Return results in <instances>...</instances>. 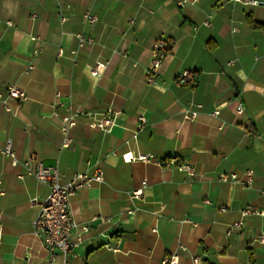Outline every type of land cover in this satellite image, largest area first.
<instances>
[{
    "label": "crops",
    "instance_id": "1",
    "mask_svg": "<svg viewBox=\"0 0 264 264\" xmlns=\"http://www.w3.org/2000/svg\"><path fill=\"white\" fill-rule=\"evenodd\" d=\"M250 19L264 25V0H0V264L48 258L33 220L49 187L25 165L32 156L63 180L103 177L71 196L73 218L88 231L74 252L56 251L52 264H161L173 254L179 264H264V246L254 241L264 216L241 215L264 211V29ZM78 34L91 43L80 48ZM158 40L168 51L148 84ZM96 63L104 64L99 76L90 73ZM183 71L186 84L177 78ZM8 84L26 99L6 97ZM67 106L81 114L71 145L61 148ZM186 109L196 119L184 120ZM108 110L115 115L109 133L89 126L88 113ZM6 140L16 166L2 154ZM141 154L176 158L195 173L124 161ZM246 170L253 172L249 188L219 179ZM236 221L241 229L227 235Z\"/></svg>",
    "mask_w": 264,
    "mask_h": 264
},
{
    "label": "built area",
    "instance_id": "2",
    "mask_svg": "<svg viewBox=\"0 0 264 264\" xmlns=\"http://www.w3.org/2000/svg\"><path fill=\"white\" fill-rule=\"evenodd\" d=\"M256 3V2H255ZM84 19L87 23L93 25L97 22V16L86 12L84 14ZM65 17H61V21H65ZM10 24V22H7ZM204 26H211V18H208L202 23ZM234 31L237 30L235 27ZM78 40V46L80 48L91 43L92 39L85 37L81 34L76 35ZM32 40L35 37H31ZM168 51V45L163 40L156 41L152 46V61L146 70V80L148 84H155V79L161 66L162 58L164 54ZM62 54V50H58V55ZM231 64V62H230ZM32 67L30 66L29 69ZM104 70L103 63H96L90 70L91 75L99 76ZM189 72L183 71L178 75V81L182 84L188 83ZM6 97L15 99L18 101H24L26 96L24 92L19 90L16 86L8 84L5 90ZM0 101L4 103V98L0 95ZM8 109V107H6ZM9 110V109H8ZM244 111V107L239 100L234 102V113L236 115H241ZM80 111L72 109L67 106L66 112L60 117V130L62 133L61 148L69 147L72 143L70 137V131L76 126ZM91 116V121L89 126L91 128L99 129L104 132H110L115 126V115L111 110H108L103 114H89ZM198 113L193 109H186L183 114V119L186 121H192L196 119ZM213 116H218L219 111H214ZM139 126H143L145 119L139 117ZM248 130H252V125L249 123L247 125ZM3 156L9 161L10 165L16 166L18 164V159L15 152L11 147V141L6 140L5 146L2 148ZM132 160H139L143 162H152L161 168H174L180 172L186 173L188 175H194V168L190 165L179 163L176 158H169L164 160H155L153 156L150 155H124V161L131 162ZM32 164L34 166L33 174L37 181L49 187V193L40 201L38 204V213L33 220L34 233L38 236L43 244V247L48 254L47 260L43 264H52L55 260V252L60 251L64 254L68 252H74V250L82 243L83 235L88 231V227L83 224L77 223L70 210V198L77 191L82 189H87L92 187L94 184L101 183L103 181L102 173L97 171L96 173L90 175L85 172L76 173L70 179L63 180L62 175L57 168L45 167L43 163L35 159L33 156L25 162V165ZM219 179L223 182L232 181L239 184L241 187L249 188L253 183V172L251 170H246L242 175L235 173L225 175H220ZM146 180L142 181V186L131 192L133 199H139L143 194L144 186L146 185ZM2 190L0 189V195ZM30 203L35 205L37 203L36 199H31ZM131 214L132 211H128ZM242 217H247L250 215L264 216V211H256L250 208L244 209L241 212ZM101 221H104V217H99ZM1 226V218H0ZM242 227L241 221H236L230 225L226 231L227 235L232 234L235 230H239ZM155 232V229H153ZM254 241L262 246H264V233H259L255 236ZM118 244V242H117ZM111 245L110 242L105 243L104 246L112 251H119L118 245ZM197 258L193 261L197 262ZM161 264H179L178 256L173 254L168 258H165Z\"/></svg>",
    "mask_w": 264,
    "mask_h": 264
},
{
    "label": "trees",
    "instance_id": "3",
    "mask_svg": "<svg viewBox=\"0 0 264 264\" xmlns=\"http://www.w3.org/2000/svg\"><path fill=\"white\" fill-rule=\"evenodd\" d=\"M248 23L250 24L251 27L253 28H260V29H264V25L262 24H259V23H256L254 22L253 20H248Z\"/></svg>",
    "mask_w": 264,
    "mask_h": 264
}]
</instances>
